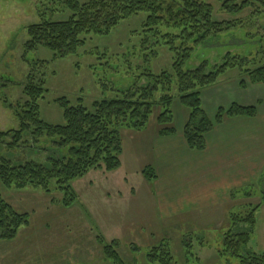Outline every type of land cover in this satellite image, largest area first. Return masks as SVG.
<instances>
[{
  "label": "rangeland",
  "instance_id": "1",
  "mask_svg": "<svg viewBox=\"0 0 264 264\" xmlns=\"http://www.w3.org/2000/svg\"><path fill=\"white\" fill-rule=\"evenodd\" d=\"M205 1L213 5L216 20L236 17L245 23L241 30L222 36L212 45L196 47L186 68L194 69L204 59H209L212 66L228 52L235 55L251 52L263 60L264 45L257 52L259 45L253 47L255 41L248 40L244 30L256 29L254 33L264 38V15L250 17L251 10H245L233 16L221 9L223 0ZM66 13L60 0H0V132L19 126L5 101L15 103L22 98L27 76L33 72L31 68L35 67L32 76L37 81L45 80L47 91L39 101L40 112L52 124L65 123L63 109L56 102L59 98L65 97L72 104L81 101L91 108L95 100L114 97L115 89L130 87L143 72L158 74L172 70L173 53L165 45L157 48V56L143 49L144 13L122 21L108 35L87 36L77 54L55 58V52L43 46L27 50L28 25L40 21L41 14L64 20L70 15ZM238 74L237 69H229L215 84L219 87L207 92L214 95L210 100L204 96L208 114H214V104L226 108L237 96L234 82L240 83ZM252 90L260 92L258 101L264 108V85L250 87L246 93ZM176 102H173L175 111L180 105ZM183 109L186 107L183 106L177 117L179 122ZM158 111L156 108L152 122ZM151 130L153 126L143 133L123 130L121 167L110 172L92 170L84 178L74 180L72 185L78 201L70 207L60 203L61 192L46 193L30 186L8 188L0 181V195L18 212L29 214L28 225L21 227L15 238L0 240V264H117L105 256L98 236L107 243L117 242L114 248L124 264H154L148 262L147 256L153 246L163 243L168 244L175 264H238L237 259L219 253L223 233L229 227L228 211L239 212L246 207L243 205L262 203L264 176L252 178L237 188L249 192L251 197L214 204L211 201L207 208H188L181 215L176 214L178 208H163L151 198L148 192L151 188L154 192L157 183H146L141 173L150 156L143 152L147 146L136 145L132 138H147ZM7 142L9 138H0V157L13 163L45 159L43 153L10 148ZM141 147H144L142 152ZM223 192L219 190L214 197H223ZM250 247L264 253V207L256 213V230Z\"/></svg>",
  "mask_w": 264,
  "mask_h": 264
},
{
  "label": "trees",
  "instance_id": "2",
  "mask_svg": "<svg viewBox=\"0 0 264 264\" xmlns=\"http://www.w3.org/2000/svg\"><path fill=\"white\" fill-rule=\"evenodd\" d=\"M60 6L63 13L69 12L68 18L53 20L41 14L40 21L28 25L27 50L43 46L54 51L55 58L77 54L87 36L108 35L122 21L144 13L143 49L157 56V48L165 45L173 53L172 70L158 74L143 72L130 87L113 89L114 97L95 100L91 108L81 101L72 104L65 97L59 98L56 102L63 109L65 123L52 124L45 121L40 112L39 101L47 91L45 80L37 81L32 76L35 67L31 68L33 72L27 76L22 98L15 103L5 101L18 119L19 127L1 131L0 138H9L6 144L10 148L43 153L45 159L13 163L0 157V181L4 186L16 189L30 186L46 193L58 191L62 193L60 203L70 207L78 201L72 182L84 178L92 170L119 169L122 131L144 130L156 108L159 109L156 122L161 135L176 132L175 99L189 110L184 137L189 148L198 151L205 150L206 135L225 119L258 115L256 105L233 102L227 108L219 107L212 120L203 106L202 91L217 84L229 69H237L242 87L248 83L264 84V59L260 60L259 54L228 52L212 66L209 59H204L194 69L186 68L196 47L212 45L222 36L241 30L245 20L236 17L216 20L213 5L205 0H60ZM221 9L233 16L251 10L250 17H258L264 15V0H223ZM245 30L246 38L255 41L253 47L258 44L257 52H261L264 38L254 33L256 29L253 32ZM40 62L45 66L44 61ZM142 173L147 179L157 177L150 165ZM236 193L232 198H236ZM242 194L252 196L249 192ZM243 206L246 207L242 211H228L229 227L223 233L219 253L237 259L238 264H264V253L249 248L256 230V213L264 207V197L259 205ZM28 223L29 214L18 212L0 195V240L15 238L19 229ZM98 241L106 257L124 264L114 248L116 241L107 243L102 236H98ZM147 257L150 263L175 264L168 244L153 246Z\"/></svg>",
  "mask_w": 264,
  "mask_h": 264
},
{
  "label": "crops",
  "instance_id": "3",
  "mask_svg": "<svg viewBox=\"0 0 264 264\" xmlns=\"http://www.w3.org/2000/svg\"><path fill=\"white\" fill-rule=\"evenodd\" d=\"M234 83L237 96L229 101L228 107L233 102L256 105L258 115L225 119L206 135L205 150H192L187 145L184 126L189 110L183 109L184 115L179 122L177 117L183 108L179 100L175 101L182 106L178 105L176 111L173 108L176 129L174 134L161 135L155 120L150 121L144 130L138 132L143 133L153 126L149 137L132 138L136 140V145L147 146L145 150L144 147L139 150L150 156V161L146 164L156 170L157 177L147 179L143 176L146 183H157L156 190L153 192L151 188L148 193L161 207L178 208L179 213L176 214L181 215V212L188 208H207L211 201L213 204L220 201H237L236 199L245 197H242V191L237 188L244 186L252 178L264 176V108H261L262 105L258 101L259 91L246 93L248 88L264 84L248 83L246 87H242L239 80ZM216 87L219 85L202 91L203 106L206 103L204 96L209 100L213 98L214 95L207 92ZM219 107L223 106L214 104L213 115L206 111L212 120L215 119ZM219 190H224V196L214 197ZM234 192H237L236 198H232Z\"/></svg>",
  "mask_w": 264,
  "mask_h": 264
}]
</instances>
